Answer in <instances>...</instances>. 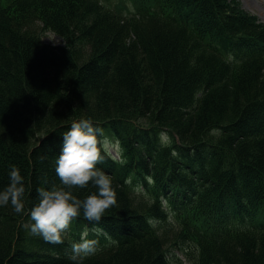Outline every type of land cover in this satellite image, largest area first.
Returning <instances> with one entry per match:
<instances>
[{
	"label": "trees",
	"instance_id": "trees-1",
	"mask_svg": "<svg viewBox=\"0 0 264 264\" xmlns=\"http://www.w3.org/2000/svg\"><path fill=\"white\" fill-rule=\"evenodd\" d=\"M132 1L124 13L101 0H0V190L18 167L31 208L59 183L64 132L91 119L127 163L98 165L118 207L97 227L118 243L101 236L83 264H264V22L239 0ZM29 222L0 207V264H73L68 240L46 243ZM86 224L73 222L72 241Z\"/></svg>",
	"mask_w": 264,
	"mask_h": 264
},
{
	"label": "clouds",
	"instance_id": "clouds-1",
	"mask_svg": "<svg viewBox=\"0 0 264 264\" xmlns=\"http://www.w3.org/2000/svg\"><path fill=\"white\" fill-rule=\"evenodd\" d=\"M213 134H218V130H213ZM159 139L162 145H166L169 138L165 132H161ZM122 154L120 141L114 137L109 138L103 127L97 126L91 119L73 121L69 130L62 136L61 151L55 160L59 183L37 189L38 201L25 211L24 177L20 169L13 165L9 172L8 185L0 190V207L10 204L15 213L27 215L30 222L23 227L29 229L30 234L41 237L46 243L61 245L68 240L73 264H83L85 259L102 250L99 239L101 236L109 244L118 243L103 228L97 227L106 210L118 207L113 177L98 165L103 164L106 157L124 165L127 161ZM145 179L149 186L154 185L152 176L146 175ZM125 183L132 186V177H128ZM89 185L94 191L88 195L80 198L75 194L77 189H86ZM133 192L138 197L142 196L149 206L155 203L143 184L135 185ZM159 200L161 210L166 213L171 223L174 213L168 200L163 195ZM81 217L88 224L84 226L79 240L72 241L71 226ZM147 223L156 228L160 221L149 217Z\"/></svg>",
	"mask_w": 264,
	"mask_h": 264
},
{
	"label": "rangeland",
	"instance_id": "rangeland-1",
	"mask_svg": "<svg viewBox=\"0 0 264 264\" xmlns=\"http://www.w3.org/2000/svg\"><path fill=\"white\" fill-rule=\"evenodd\" d=\"M101 1L105 2L106 6L114 10H122V11L125 9L133 10L132 0H101ZM239 1L245 10L257 15L264 22V0H239ZM44 41L54 45L63 44L62 39L52 32H46L44 34ZM179 259L182 264H191L186 254L180 255Z\"/></svg>",
	"mask_w": 264,
	"mask_h": 264
}]
</instances>
